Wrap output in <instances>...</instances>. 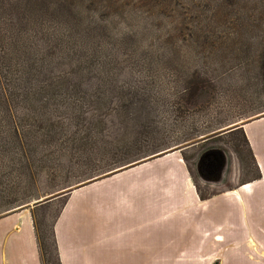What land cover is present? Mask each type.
Returning a JSON list of instances; mask_svg holds the SVG:
<instances>
[{"label": "rangeland", "instance_id": "374dc122", "mask_svg": "<svg viewBox=\"0 0 264 264\" xmlns=\"http://www.w3.org/2000/svg\"><path fill=\"white\" fill-rule=\"evenodd\" d=\"M71 1L80 23L88 27L86 40L93 36V41L83 49L66 46L75 54L70 57L56 47L48 67L88 93L99 86L106 92L99 111L85 113L87 118L99 115L91 119L97 124L93 154L65 148L57 158L50 157V169L33 168L32 185L27 172L17 173L24 182L13 195L29 189L25 195L38 203L30 208L44 264H57L52 227L68 195L86 185L174 153L183 157L202 200L231 188L228 181L234 175L241 182L255 178L239 127L264 115V0ZM34 2L0 0V40L15 33L24 47L38 53L52 42L39 29L48 17L37 18ZM26 6L32 9L25 14ZM80 58L85 61L82 71ZM111 80L117 90L103 86ZM76 129L69 124L67 137ZM212 149L223 151L227 164L221 174L210 157L206 173H211L203 180L197 163ZM5 209L0 208V216Z\"/></svg>", "mask_w": 264, "mask_h": 264}, {"label": "crops", "instance_id": "0c3cea01", "mask_svg": "<svg viewBox=\"0 0 264 264\" xmlns=\"http://www.w3.org/2000/svg\"><path fill=\"white\" fill-rule=\"evenodd\" d=\"M239 129L257 176L205 200L178 153L71 192L53 226L60 264H264V115ZM34 217L0 216V264H43Z\"/></svg>", "mask_w": 264, "mask_h": 264}, {"label": "trees", "instance_id": "16d2710c", "mask_svg": "<svg viewBox=\"0 0 264 264\" xmlns=\"http://www.w3.org/2000/svg\"><path fill=\"white\" fill-rule=\"evenodd\" d=\"M34 4L38 19L44 20L47 16V22L55 23V26L45 27L46 21L41 22L39 28L46 35L45 39L51 40V47L32 53L15 33L11 37L2 36L3 40H0V208H6L9 212L29 209L32 203L38 205L35 196L25 195L29 189L22 192V196L13 195L19 192L24 182L18 180V172H27V184L32 185L33 168L50 169L47 165L50 157L65 148L74 152L82 151L86 156L93 154L95 144L92 128L97 124L91 119L99 118V115L87 118L85 113L95 108L99 111L98 106H102L106 92L99 86V91L88 93L80 83L75 84L66 75L55 73V68L48 67L53 54L51 51L56 47H60L62 55L70 57L75 54L66 46L72 45L74 50L81 46L83 49L93 41V36L86 40L88 27L80 23L72 1L37 0ZM31 9L26 6L25 14ZM17 15H14L15 19ZM28 17L23 15V19ZM30 17L35 18L33 14ZM81 58L78 69L82 71L85 61ZM96 62L98 65L102 63L99 60ZM103 86L108 87V90H117L112 80ZM65 118L68 124L62 121ZM69 124L77 129L67 137ZM81 132L85 134L79 136ZM5 152H8L7 157ZM34 224L44 264L35 217ZM51 232L57 264H60L53 227Z\"/></svg>", "mask_w": 264, "mask_h": 264}, {"label": "water", "instance_id": "95a60500", "mask_svg": "<svg viewBox=\"0 0 264 264\" xmlns=\"http://www.w3.org/2000/svg\"><path fill=\"white\" fill-rule=\"evenodd\" d=\"M263 115V114H262ZM224 130V129H223ZM222 130V131H223ZM164 152H162L161 154H163ZM210 157H214L217 166L219 168V172L222 174V172L224 171L226 164H227V159L225 156V153L219 149H212L209 150L207 152H205L199 159L198 163H197V172L198 175L201 177V179L206 180L207 178L204 176V174L209 175L208 173H206V170H208V168L211 166L210 163L211 162H206L208 159H210ZM208 177V176H207ZM43 201V200H41ZM40 201V202H41Z\"/></svg>", "mask_w": 264, "mask_h": 264}]
</instances>
